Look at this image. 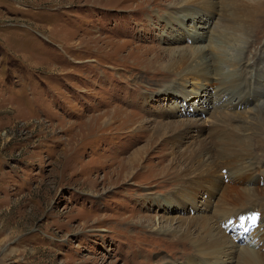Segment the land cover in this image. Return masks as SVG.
<instances>
[{
	"label": "rangeland",
	"instance_id": "1",
	"mask_svg": "<svg viewBox=\"0 0 264 264\" xmlns=\"http://www.w3.org/2000/svg\"><path fill=\"white\" fill-rule=\"evenodd\" d=\"M216 1L214 19L189 20L177 0H0V264H230L223 247L256 245L263 104L226 135L204 113L217 81L188 99L169 73L207 44ZM255 39L252 67L264 27ZM251 157L255 169L234 176Z\"/></svg>",
	"mask_w": 264,
	"mask_h": 264
},
{
	"label": "bare ground",
	"instance_id": "2",
	"mask_svg": "<svg viewBox=\"0 0 264 264\" xmlns=\"http://www.w3.org/2000/svg\"><path fill=\"white\" fill-rule=\"evenodd\" d=\"M215 1L216 0H177L176 4H178L177 7L181 9V12L179 11L181 13V18L184 17L190 20V17H195L200 13L211 16L208 12L212 7L214 8V6L216 7L218 5V3H216L217 1ZM224 1L226 4L223 5V14L216 18V20L205 25L208 28L207 30L212 27L211 33L208 32L210 33L209 38L207 40H203V38L199 39V41H206L207 44L199 47L194 45L191 47L190 51H181L183 53H179L178 56H180V58L174 63L172 71H169V73L174 74V77L177 78V92H179V94L184 93L187 95L188 99L196 98V96L201 93L202 96H206V93L204 94L203 91H206V88H211L214 80L217 81V85L214 86V93H212L214 99H216V106L213 107L210 113L208 110H204V113L209 114L206 123L210 126H214L227 135L231 130L232 122L240 120V115L249 110L251 105L254 104L255 108H257L258 104L261 103L260 105L263 104L264 106V54L258 59V63L255 67H252V63L249 60L245 61L243 58V55L247 51L246 49L252 47L251 45L257 40L255 37L261 35V28L264 27V23L261 21L264 13V0ZM170 6L174 8V5ZM214 16L212 15L211 18L214 19ZM177 25H180L182 29L184 28L180 22ZM180 27L179 29H181ZM210 77L214 78V80L211 81ZM252 100H254L253 103L250 102ZM194 102H196L194 106L195 109L199 110L197 106L198 103L203 104L205 101L201 102L200 99H195ZM255 108H253V111ZM256 112L257 110L255 113ZM201 120L202 119H191V121L187 122L191 127H196V132L198 133V128L200 126L199 122ZM248 120L249 118H244V121L247 122ZM203 123H205V121ZM183 125L185 126L184 123ZM245 136L249 137L247 134H245ZM178 137L179 135H177L176 138L178 139ZM195 137V134L188 137L191 143L195 140ZM231 141L232 138H228L227 140L225 139L223 143L226 147L232 148L231 146L234 145ZM249 143L250 145L253 144L251 142ZM193 144L194 143H192V145ZM220 148L221 151L226 150L221 145ZM132 161L133 165H135L136 161H139L138 156L135 155ZM244 161H242L240 166L232 169L234 171L231 173L234 176L238 175L237 173H250L255 169L256 161L254 158L251 157ZM134 168L133 166L131 167V169ZM206 168H208V165ZM126 174L127 177L133 175L131 172ZM230 176L229 173L228 178H230ZM259 191L258 189L247 191L249 202H252L253 198L258 197L256 194H258ZM228 229H230V226H228ZM253 234L256 238V245L253 244V247L249 246V243H240V240H237L238 244L226 248L223 247L222 250L218 252L219 254H217V256L226 257L230 252H228V250L231 249V254L226 260L230 264H264V243L263 241H259L264 237V223L260 225L259 229ZM225 241L224 236L215 237L213 244L211 243L213 252L215 253L219 250V247Z\"/></svg>",
	"mask_w": 264,
	"mask_h": 264
},
{
	"label": "snow or ice",
	"instance_id": "3",
	"mask_svg": "<svg viewBox=\"0 0 264 264\" xmlns=\"http://www.w3.org/2000/svg\"><path fill=\"white\" fill-rule=\"evenodd\" d=\"M252 219H253V220H255V219H256V217H255V216H253V217H252Z\"/></svg>",
	"mask_w": 264,
	"mask_h": 264
}]
</instances>
